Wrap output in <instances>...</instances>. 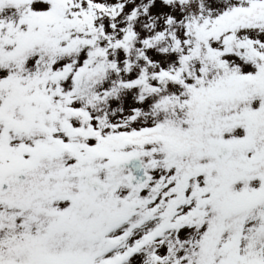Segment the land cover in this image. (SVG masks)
<instances>
[{
	"label": "snow or ice",
	"instance_id": "1",
	"mask_svg": "<svg viewBox=\"0 0 264 264\" xmlns=\"http://www.w3.org/2000/svg\"><path fill=\"white\" fill-rule=\"evenodd\" d=\"M0 264H264V0H0Z\"/></svg>",
	"mask_w": 264,
	"mask_h": 264
}]
</instances>
